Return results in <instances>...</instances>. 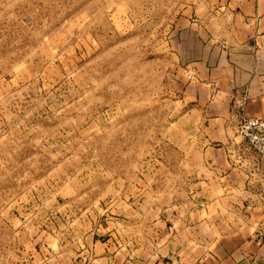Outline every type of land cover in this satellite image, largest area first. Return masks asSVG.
<instances>
[{
	"label": "rangeland",
	"instance_id": "374dc122",
	"mask_svg": "<svg viewBox=\"0 0 264 264\" xmlns=\"http://www.w3.org/2000/svg\"><path fill=\"white\" fill-rule=\"evenodd\" d=\"M187 4L0 0V264H62L109 218L169 224L188 202L177 58L210 45Z\"/></svg>",
	"mask_w": 264,
	"mask_h": 264
},
{
	"label": "crops",
	"instance_id": "0c3cea01",
	"mask_svg": "<svg viewBox=\"0 0 264 264\" xmlns=\"http://www.w3.org/2000/svg\"><path fill=\"white\" fill-rule=\"evenodd\" d=\"M187 3L178 23L210 45L203 57L177 58L178 97L193 118L191 196L172 209L169 224L109 218L75 251L62 252V264H264V157L235 136L241 115L264 118V0ZM31 257L33 264L57 259L55 252Z\"/></svg>",
	"mask_w": 264,
	"mask_h": 264
},
{
	"label": "built area",
	"instance_id": "2783aa9c",
	"mask_svg": "<svg viewBox=\"0 0 264 264\" xmlns=\"http://www.w3.org/2000/svg\"><path fill=\"white\" fill-rule=\"evenodd\" d=\"M235 133L246 144L247 149L264 157V118L239 117ZM263 235V232H260Z\"/></svg>",
	"mask_w": 264,
	"mask_h": 264
}]
</instances>
